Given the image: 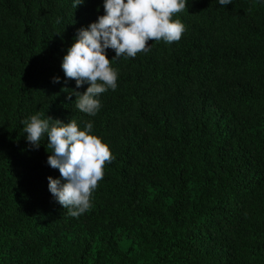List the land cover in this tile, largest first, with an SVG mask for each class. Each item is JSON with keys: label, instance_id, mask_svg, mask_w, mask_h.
Listing matches in <instances>:
<instances>
[{"label": "trees", "instance_id": "obj_1", "mask_svg": "<svg viewBox=\"0 0 264 264\" xmlns=\"http://www.w3.org/2000/svg\"><path fill=\"white\" fill-rule=\"evenodd\" d=\"M0 264H264V0H0Z\"/></svg>", "mask_w": 264, "mask_h": 264}]
</instances>
